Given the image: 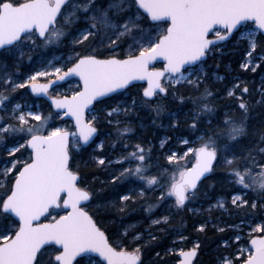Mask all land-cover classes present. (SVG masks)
Instances as JSON below:
<instances>
[{
	"label": "snow or ice",
	"instance_id": "6c2138e0",
	"mask_svg": "<svg viewBox=\"0 0 264 264\" xmlns=\"http://www.w3.org/2000/svg\"><path fill=\"white\" fill-rule=\"evenodd\" d=\"M226 49L238 57L222 76L208 61ZM70 78L78 79L70 94L57 91ZM217 82L223 88L214 92ZM29 92L55 112L22 104ZM222 98L223 109L215 103ZM186 100L194 107L185 112ZM257 108L264 0H0V264H146L149 249L157 264L167 256L199 264V237L182 246L186 224L172 219L199 211L192 205L217 183L224 191L193 224L218 235L212 264H264V125L250 123ZM145 110L153 126L165 127L157 121L167 112L166 127L186 134L154 144L133 127ZM66 117L71 127L49 123ZM81 164L107 172L101 183L114 190L130 177L140 183L101 198L104 188H94ZM149 193L141 205L147 229L112 215ZM164 240L171 246L162 255Z\"/></svg>",
	"mask_w": 264,
	"mask_h": 264
},
{
	"label": "trees",
	"instance_id": "16d2710c",
	"mask_svg": "<svg viewBox=\"0 0 264 264\" xmlns=\"http://www.w3.org/2000/svg\"><path fill=\"white\" fill-rule=\"evenodd\" d=\"M64 51V49H57L55 54L56 55H60L61 52ZM39 54L41 55H47L49 57H51L52 52L51 51H47L45 52L44 50H38ZM238 54H232L230 52L229 49L225 50V54L222 57H217L215 60L210 58L208 61V65L212 66L209 70H214L217 72L218 75H227L228 71H227V65H232L233 67H235V62L237 60ZM37 57L34 56V59H36ZM215 63H219L220 67L219 68H215L214 65ZM22 71H27V68H22ZM257 80H259V77H257ZM213 87V91L216 92L218 89H222L223 88V84L221 82H217L215 85L212 86ZM22 91H27V90H22ZM135 91V90H133ZM25 101H27L28 103H37L40 105V109L41 111L47 115L49 111H52V109L49 107V104L42 100V99H38L35 98L34 96H32L30 94V92L28 93L27 96L23 97L20 102L23 104ZM166 104H168L169 108L171 109H175V104H173L170 100L169 101H165ZM216 105L223 109V106L227 103H229V101L227 99H219L215 101ZM194 105L192 104L191 100H186L185 104H184V108L183 110L186 112L189 109L193 108ZM53 112V111H52ZM152 115L154 114H149L147 112V110L140 112L139 117H133V127L136 129L137 133H141V135L146 138V139H150L152 140V142L154 144H159V141L161 138L165 137L166 135H179L181 132H184L186 134V130L181 129L179 132L174 133L171 129H168L166 126L168 124V119H167V112H165L160 120L157 121V123H163L165 125V127H155L152 125L151 123V119H152ZM68 123V122H67ZM70 123V122H69ZM144 125L143 130L140 128V124ZM250 123L252 124L253 127L259 128L260 126L264 125V108H257L252 114H251V120ZM55 125H65V122L63 120H57L54 119V123ZM71 124V123H70ZM114 132H113V136H114ZM99 138L100 140H105L106 144L109 141V138L105 135V130L101 129V133L99 134ZM97 143H99V140H97ZM175 147L181 148L183 149L186 146H182V145H175ZM107 150V149H106ZM89 152H92V149L88 150ZM97 154H104V153H100L99 150H97ZM110 156H115V153H107ZM85 159H87V156H85ZM162 161H164L163 156H161V158L159 159V162L161 163ZM113 167L118 168V165H114ZM81 170L86 173L90 178L94 175L95 179H90V183L93 184L94 188L99 191V189L102 187L104 188V191L99 193V196L101 198L103 197H107V198H115L116 196V192L118 191H123L126 192L128 190L129 187H132L134 185H138L140 182L136 181L134 177H130L128 180H125L123 185H119L115 190L113 189V187L109 184L105 183H101L102 181H106L108 178V173L105 171H101L98 168H95L94 166H92L91 164L87 167H85L83 164H81ZM222 173L217 172L216 174H214L208 181V183H216L217 180L219 178L222 177ZM224 191V189L221 187L220 184L217 183V186L215 188V190H210L209 193V198L207 199H201V200H197L192 207L194 209H198L199 211H195V212H183L180 213L179 215H176L173 217L172 219V224L179 228L180 227V221L181 218L184 220L186 227L182 229V231L184 232V234L186 236H188L190 239L189 241H184L182 246H186V247H191V242L193 240H195L197 237H199L200 242L202 244V249L201 252L202 254L199 256V264H212L213 261V257L215 255V252L212 250L215 248V241L218 239V235L214 234L211 230H209L207 232V236H205L204 234L198 233L195 231L193 224L195 223V221L199 220V219H203L205 217H207L208 213L206 211H204V209H207L209 206V203H215V199L214 197L218 194V193H222ZM153 198V194L149 193V195L143 199L137 197V202L134 205H131L128 209L127 212L124 214H120L117 213L115 208H113L112 210V215L114 216H120L122 215L124 218L125 223H130V224H137L138 228L140 229H147L148 225L150 223V221L147 219L148 217V213L144 212L141 208V205H143L145 203V201L147 199H151ZM165 209L163 207L161 208H157L155 209L154 212V216L160 215L161 213H164ZM213 213L215 215H218L219 213H216L215 210H213ZM98 218L101 220V222L104 224V226L106 228H108L109 230L112 229L113 227V223L111 222V220L107 219L106 214L105 213H100ZM224 219H228L227 216L224 217ZM233 221H236V217H232ZM157 235H164L163 233H156ZM165 246H171V240H164L162 242H160L159 246L157 247L156 250L161 251L162 255H163V249ZM144 259L146 261V264H157V261L155 259V253L154 251H152L151 249L146 250L145 255H144ZM176 257L175 256H167L165 257V260L167 261V264H173V262L175 261ZM160 264H163V262H160Z\"/></svg>",
	"mask_w": 264,
	"mask_h": 264
},
{
	"label": "rangeland",
	"instance_id": "374dc122",
	"mask_svg": "<svg viewBox=\"0 0 264 264\" xmlns=\"http://www.w3.org/2000/svg\"><path fill=\"white\" fill-rule=\"evenodd\" d=\"M77 83H78L77 81H72L71 83L67 84L65 87L59 88L57 91L63 92V93L71 92L75 88V86H76ZM49 123L50 124H53L54 123V119L52 121H50ZM63 126L71 127V124L68 122L67 124H65ZM161 163H166V162L165 161H162Z\"/></svg>",
	"mask_w": 264,
	"mask_h": 264
},
{
	"label": "water",
	"instance_id": "95a60500",
	"mask_svg": "<svg viewBox=\"0 0 264 264\" xmlns=\"http://www.w3.org/2000/svg\"><path fill=\"white\" fill-rule=\"evenodd\" d=\"M71 80H76V81H78L77 78H70V81H71ZM65 83H68V82H61V85H62V84H65ZM31 95H32V94H31ZM34 97H36V96H34ZM36 98L43 99V100L47 101V102L49 103V105H50V101H48L46 97H36ZM52 110L55 112V109H52ZM64 121H70V120L66 117V118H64ZM70 122H71V121H70Z\"/></svg>",
	"mask_w": 264,
	"mask_h": 264
},
{
	"label": "flooded vegetation",
	"instance_id": "af4514ba",
	"mask_svg": "<svg viewBox=\"0 0 264 264\" xmlns=\"http://www.w3.org/2000/svg\"><path fill=\"white\" fill-rule=\"evenodd\" d=\"M69 83H71V82H69ZM69 83H67V84H69ZM67 84H64L63 86H60L59 88H61V87H65ZM59 88H58V89H59ZM58 89H57V90H58ZM69 93H70V92H67V94H69Z\"/></svg>",
	"mask_w": 264,
	"mask_h": 264
}]
</instances>
